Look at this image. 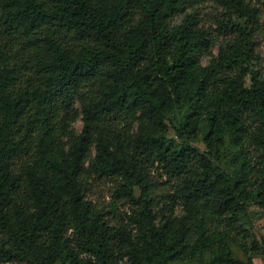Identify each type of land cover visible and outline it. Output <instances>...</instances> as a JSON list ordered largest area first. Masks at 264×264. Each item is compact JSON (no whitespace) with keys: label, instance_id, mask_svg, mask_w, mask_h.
<instances>
[{"label":"trees","instance_id":"1","mask_svg":"<svg viewBox=\"0 0 264 264\" xmlns=\"http://www.w3.org/2000/svg\"><path fill=\"white\" fill-rule=\"evenodd\" d=\"M215 1L237 32L217 55L192 0H0V262L209 264L230 253L215 231L264 200L253 168L255 154L264 161V77L258 8ZM74 100L83 128L67 147ZM201 134L206 151L191 144ZM156 163L178 178L181 213L155 200ZM94 175L120 179L128 223L88 198Z\"/></svg>","mask_w":264,"mask_h":264},{"label":"rangeland","instance_id":"2","mask_svg":"<svg viewBox=\"0 0 264 264\" xmlns=\"http://www.w3.org/2000/svg\"><path fill=\"white\" fill-rule=\"evenodd\" d=\"M252 4L259 10V18L255 25L252 27L253 36V49L255 55H257V68L264 77V0H252ZM188 12H195L200 17L201 25L212 35L216 41L213 45L212 53L217 55L220 45L226 41L234 40L237 38V32L227 29L221 22L223 19V8L215 0H192V7L188 9ZM180 20V17L177 18ZM222 23L220 25L219 23ZM211 59V55L206 53L202 56V62L208 64ZM73 106L78 110L77 118L69 123L68 132L65 134V142L67 147L73 140V137L80 134L83 128V115L81 113V106L79 102L74 100ZM136 130L137 123L134 124ZM171 135L175 136V132L172 129ZM179 139V138H177ZM191 144L199 147L202 150H208L207 145L202 141V134L196 140H192ZM252 150V148H251ZM94 153H92V157ZM228 159H222L221 163L224 168L233 172L238 168H233ZM253 168L257 171L256 174H261L264 170V161L255 154L253 160ZM151 177L154 182L155 200L161 207L163 203L169 202L177 203L176 212L181 213L182 205L179 204L176 197V188L179 185L177 177H170L167 175L163 168L159 164H155L151 167ZM261 182V178L258 176L256 184ZM87 195L98 208L103 212L104 218L110 221L111 224H124L130 221V216L134 211V206L127 197H121L115 195V189L120 185V179L116 177H107L94 175L88 180ZM223 234L226 237L228 246L230 247V253L226 252L221 257H213L208 260L209 264H235L237 260L247 261L249 257H252L256 264H264V200L260 203H253L250 206V214H241L239 220L233 223L231 226L222 225L215 231L214 239L217 242V247L220 245L219 237ZM219 249V247H218ZM216 256V254H215ZM0 264H12L3 263ZM17 264V263H15ZM20 264H29L27 262H21ZM169 264H203L198 259L188 258L170 262Z\"/></svg>","mask_w":264,"mask_h":264}]
</instances>
